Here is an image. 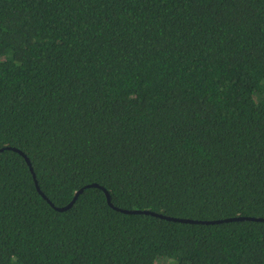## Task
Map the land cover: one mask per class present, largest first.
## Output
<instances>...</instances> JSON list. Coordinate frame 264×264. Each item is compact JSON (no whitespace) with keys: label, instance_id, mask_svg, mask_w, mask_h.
I'll use <instances>...</instances> for the list:
<instances>
[{"label":"trees","instance_id":"trees-1","mask_svg":"<svg viewBox=\"0 0 264 264\" xmlns=\"http://www.w3.org/2000/svg\"><path fill=\"white\" fill-rule=\"evenodd\" d=\"M0 150V264H264L113 209L264 219V0H0Z\"/></svg>","mask_w":264,"mask_h":264},{"label":"water","instance_id":"water-1","mask_svg":"<svg viewBox=\"0 0 264 264\" xmlns=\"http://www.w3.org/2000/svg\"><path fill=\"white\" fill-rule=\"evenodd\" d=\"M13 150L17 151L15 149H13ZM0 151H2V150H0ZM17 152L20 153L24 157L26 163L30 167V163L27 160V158L21 152H19V151H17ZM30 171H31V167H30ZM33 178H34V175H33ZM35 185H36L37 190L39 191V189L37 187V184H36V181H35ZM89 187H98V186L97 185H91ZM98 188H100L104 192L106 200H107V203L111 206L110 201H109V196H108L107 192L101 187H98ZM82 190L83 189H81V190H79L78 192L75 193L73 200L67 206L62 207V208H55V210L58 211V212H62V211H65V210L69 209L71 207L72 203L74 202V200L76 199V197L78 196V194L82 192ZM39 193L41 194L40 191H39ZM43 198H45V197L43 196ZM113 209L116 210V211H119V212H121L123 214H147V215H151V216H154V217H159L161 219H166V220L173 221V222H178V223L219 224V223H227V222L242 221V220L264 222V219H260V218H229V219L217 220V221H191V220H185V219L164 217V216H161L159 214H156V213H153V212H148V211H138V210L129 211V210H121V209H118V208H115V207H113Z\"/></svg>","mask_w":264,"mask_h":264}]
</instances>
